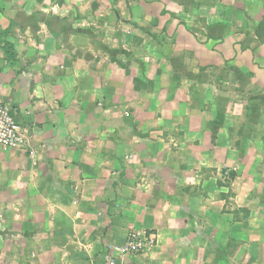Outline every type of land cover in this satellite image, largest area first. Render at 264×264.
I'll list each match as a JSON object with an SVG mask.
<instances>
[{
	"label": "crops",
	"instance_id": "1",
	"mask_svg": "<svg viewBox=\"0 0 264 264\" xmlns=\"http://www.w3.org/2000/svg\"><path fill=\"white\" fill-rule=\"evenodd\" d=\"M0 7V264H264V0Z\"/></svg>",
	"mask_w": 264,
	"mask_h": 264
},
{
	"label": "built area",
	"instance_id": "2",
	"mask_svg": "<svg viewBox=\"0 0 264 264\" xmlns=\"http://www.w3.org/2000/svg\"><path fill=\"white\" fill-rule=\"evenodd\" d=\"M25 144V137L20 124L15 120L11 108L0 103V146L19 148ZM155 244L152 234L132 231L128 234L123 253L144 252L150 250ZM116 255L111 254L105 264H116Z\"/></svg>",
	"mask_w": 264,
	"mask_h": 264
},
{
	"label": "rangeland",
	"instance_id": "3",
	"mask_svg": "<svg viewBox=\"0 0 264 264\" xmlns=\"http://www.w3.org/2000/svg\"><path fill=\"white\" fill-rule=\"evenodd\" d=\"M1 2L4 1V0H0ZM147 2V1H145ZM3 9L0 7V10ZM53 8H51L52 10ZM206 10V13H209V11H211V7H207L205 8ZM165 11L162 10L161 11V14L164 15ZM147 14H149L151 16V18H153V11L150 9H148V12ZM156 19V18H154ZM202 25H204V23H202ZM201 23L200 24H197V23H194L193 24V27L194 28H197L198 26H202ZM207 27V24H205V28ZM143 34L144 37H143V40H144V43H142L141 45V53L142 54H139L138 56H140V59H141V62L142 63H149L151 61V58L154 59V56H153V53H152V50L153 48L155 47V43L157 42L159 45H162L161 41L159 40V37H156L155 36V32L156 31H159V29H156V25L155 24H151L150 22L146 23V24H143ZM130 30H126L123 32V38L125 36V34H129ZM152 37V38H150ZM163 43H165L164 39H162ZM124 46H127V45H124ZM137 58V57H136ZM158 61H161L160 59V56L158 57ZM223 170V173H224V176H228L226 178H224L221 182H219V185L222 186L224 189H228L229 191V179H230V176H229V173L231 174L232 172V169H229V168H225V169H222ZM227 191V192H228ZM222 194H227L226 192H222Z\"/></svg>",
	"mask_w": 264,
	"mask_h": 264
}]
</instances>
